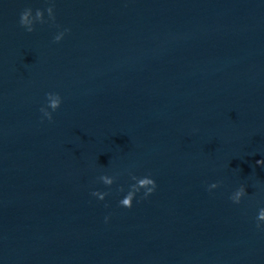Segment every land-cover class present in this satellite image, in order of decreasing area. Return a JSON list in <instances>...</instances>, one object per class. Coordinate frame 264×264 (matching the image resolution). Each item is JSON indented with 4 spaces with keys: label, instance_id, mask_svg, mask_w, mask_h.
<instances>
[{
    "label": "water",
    "instance_id": "water-1",
    "mask_svg": "<svg viewBox=\"0 0 264 264\" xmlns=\"http://www.w3.org/2000/svg\"><path fill=\"white\" fill-rule=\"evenodd\" d=\"M257 160L264 0H0V264H264Z\"/></svg>",
    "mask_w": 264,
    "mask_h": 264
},
{
    "label": "clouds",
    "instance_id": "clouds-1",
    "mask_svg": "<svg viewBox=\"0 0 264 264\" xmlns=\"http://www.w3.org/2000/svg\"><path fill=\"white\" fill-rule=\"evenodd\" d=\"M45 11L48 14V18L50 21L53 23L55 22V16L53 13V6L49 5ZM34 22H39V23H44V17H43V11L41 9H36L35 14L33 15V10L31 8H25L23 9L20 14H19V24L25 28L26 31L32 32L34 30ZM68 31V29H64V31L58 32L54 37V41H59L63 35L64 32ZM47 97V104L48 108H51L53 111H55L60 103H61V97L59 96L58 93H46ZM48 108L41 107L40 111L43 113V116L46 117L48 120L52 119V114L51 112L48 111ZM257 164L259 165H264V160H257ZM131 180L135 181V183H132L129 185V189L127 193L123 196L122 199L118 201V203L126 208H130L132 206V201L136 193H138L141 188L144 189L143 196L147 197L149 194H151L155 190V181L152 179L150 176H143V177H137L136 175L129 173ZM98 179L104 184V185H112L115 177L110 176L107 174H101ZM219 182H213L208 185L209 190L216 188L218 186ZM120 191H123V187H120ZM246 190L245 186L241 184L231 195L230 199L233 203H240L241 197L245 196ZM91 195L97 197L100 200H103L106 195H108L107 192L104 191H99V190H94L92 191ZM108 217H105V221H107ZM256 227L260 228L261 224L260 222L264 221V207H261L258 210V214L256 216Z\"/></svg>",
    "mask_w": 264,
    "mask_h": 264
}]
</instances>
